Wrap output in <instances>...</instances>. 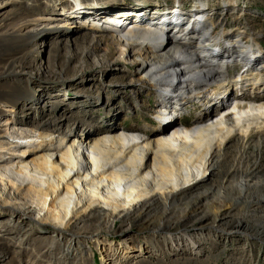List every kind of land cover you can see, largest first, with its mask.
Masks as SVG:
<instances>
[{"label": "rangeland", "instance_id": "374dc122", "mask_svg": "<svg viewBox=\"0 0 264 264\" xmlns=\"http://www.w3.org/2000/svg\"><path fill=\"white\" fill-rule=\"evenodd\" d=\"M75 1L0 0V136L4 135V138L0 137V203L3 204V201H6V203L22 210L34 211L30 214L41 211L40 216L43 217H52L54 211L49 209V206H43L41 200L31 193V186L44 188L47 184L45 176L32 171L31 167L25 168L23 171L17 170L21 160L29 161L30 152L35 150L40 139L39 133L43 131V129L34 128L33 125H39L40 122L47 119V116H56L61 119V123L64 125L62 135L66 140L71 135L67 124L73 126L72 128L78 127V131L83 133L84 131L86 133L95 131L97 128L103 129L110 124L135 126L139 131H142L143 128H149L150 124H155L150 116L165 99L162 96L165 88H156L150 91L144 86L131 83V79L138 76L136 65L132 61H118L119 56L116 52L110 54L107 50L102 49L103 47L96 48L92 54L88 53L92 47L87 46L85 38H81L80 35L94 34L91 31H86L88 29L86 24H92L88 19L90 15L108 14L122 22L127 15L135 14L134 9L150 8L159 11L167 23L165 24L171 30H173L171 26H180L184 29L187 28V31L189 27L180 16L187 17L189 15V19L197 21V15H206L209 21L212 20V23L216 24L217 35L232 34L231 39H221L222 47L229 46L233 49L237 43L241 47H245L244 54L257 50V54L264 55V0ZM45 6H49V8H45ZM52 6L55 7V10H51L55 18L54 22L65 20L67 17V22H71V25L55 27L47 24L49 22L43 21L41 24H28L29 29L35 33L31 34L27 31L21 12L27 11L28 14H31L35 12L34 10L39 9V12L46 13ZM204 9L208 12H202ZM229 12H232L230 16ZM85 16L86 20L83 19ZM175 17H179V20L172 21ZM238 20L243 26H248L251 32L257 33L259 45L256 43L251 46L233 40ZM7 24L10 25L5 34H1L3 27ZM109 31L120 33L110 29ZM192 34H194L193 31ZM209 36L207 35V37ZM55 38L59 39L53 44L51 40ZM200 39H202L201 36H198L197 40ZM65 40H68L67 43H64ZM31 43L34 44L33 47H31ZM11 45L13 46L11 47ZM247 48L250 51H247ZM32 49L35 52L30 51L31 54L26 55ZM201 54L205 55L204 52ZM63 55L71 58L72 56H82L84 64L90 65L91 69H85L79 75H75L72 71L66 72L60 62ZM243 55L235 57L243 62L240 69L236 66L228 69L227 74L225 72L232 85L237 70L242 69V73H245L249 68L244 66L246 63L245 59L243 61ZM20 60L21 63L26 61L23 65L27 68L20 75L9 74L13 63ZM102 60H106L111 69L104 70L102 68L104 61L102 62ZM207 62L210 60L208 59ZM260 62H264V58H261ZM257 64H259L258 67L262 65L259 62ZM217 65L219 66V64ZM241 74L239 72L238 76ZM171 81L177 85L181 84V80L176 77ZM23 82L27 83L23 90L24 93L33 91L36 86L42 83H50L55 87L51 92H36L37 94L23 99L18 95L19 92H22L20 88ZM72 82H76V84H72ZM232 85L231 92L223 95V100L216 102L215 106L209 109L212 116L208 117V122L226 116L232 120H240V122L233 131V137L225 139L220 150L212 152L216 147L215 143L212 144V150L206 155L207 162L204 165L207 176L199 180L197 190L176 202L174 200H159L151 209H139L131 215L130 219L121 218L120 220L116 217L111 220H103L96 219L94 216V218L83 222L85 224L77 227L76 218L69 213L67 221L71 223L73 230L79 229L83 233L91 232L93 234L97 231L103 234L102 236L95 234L89 237L82 235L77 239L69 236L66 232H50L51 236L48 239L36 242V235L29 229V222H23L21 218L23 216L19 212L16 214L0 212V264H264V241L239 239L237 240L239 243L234 247L238 252L228 250L222 245L218 247L219 250H216L218 243L227 245L234 238L221 237L219 233L210 229L216 224L222 225V227L227 226L231 216L234 218L243 216L250 221L264 220V206L256 209L258 204L255 202L258 197L257 191H259L255 187L264 182V136L260 135L255 128L249 129V132L252 133L250 138H245L242 133L244 122L253 118L251 116L264 115V99L258 100V97L247 96V93L252 95L248 86L244 89L239 85ZM238 87L239 89H236ZM15 88L18 91L10 96L11 91ZM85 92L98 96L96 99L84 98ZM81 94L83 95L80 96ZM3 95L8 96L10 100L4 101ZM195 95V91L179 95L180 100L189 99L188 105L184 103L183 109L178 111L179 116L173 117L172 122L176 121L180 127L185 128L186 124H191L194 121L197 114L191 111L189 104L203 103L201 98H196ZM50 97L52 99L49 100ZM172 97L170 100L173 99ZM77 98L85 99L86 102L80 103ZM89 99L90 101H88ZM91 101L95 103L88 106ZM19 102L20 106L17 107V112L10 115L8 110L11 109L12 104ZM220 106H222L221 109H219ZM215 109H219L217 113L214 112ZM70 112L79 113L77 124H73L75 120L64 118L69 116ZM13 117L20 120L21 123L14 121L7 123V120L13 119ZM17 130L24 131V135L20 136ZM60 134V132L55 133V146L59 144L57 140ZM145 135L149 137V131L143 134L144 137ZM9 142L12 143V146L8 144ZM151 163L152 166L146 175L155 182L164 184V179L159 177V172L155 167L157 166L156 159L153 158ZM5 168L9 170L3 171ZM245 169L250 171L248 176ZM193 171L198 173V168H194ZM246 178L250 188L244 186L240 188L239 193L229 192L228 189L231 185L239 184L240 186L241 181ZM259 193L264 195V190ZM74 205L72 204L71 208ZM76 208L74 207V210ZM129 222L133 223V227L124 235V232L122 233L120 230ZM197 225L205 226L201 231V236L204 239L199 242L200 245L197 249L187 251L183 244L187 242L188 238L175 236L174 229ZM195 236L192 238L197 240ZM94 237H97V240ZM253 243L255 247L252 245ZM57 244L63 248L56 250L53 246ZM108 249L112 250L109 252ZM242 250L247 251H245L246 256H239ZM232 252L238 255L237 259L233 258ZM105 255L108 256L106 260L104 259ZM197 259L201 260L197 262Z\"/></svg>", "mask_w": 264, "mask_h": 264}, {"label": "bare ground", "instance_id": "6f19581e", "mask_svg": "<svg viewBox=\"0 0 264 264\" xmlns=\"http://www.w3.org/2000/svg\"><path fill=\"white\" fill-rule=\"evenodd\" d=\"M45 8H49V6H45ZM52 9L55 10V7L52 6L46 13L44 11L39 12V9L34 10L35 12L31 14H28L26 10H24L26 12H21L27 31L31 34L35 33L32 29H29L30 26L28 24H41L43 21H47L49 22L47 24L55 27H61L62 25L69 27L71 25V22H67V17L65 20L61 19L54 22L55 18L53 17ZM134 10L136 11L135 14H129L122 20L123 23L124 21H128V24L131 26L132 32H127L129 35H126V33L122 34L121 32L113 33L109 31V28L107 30L103 26H99L102 21L107 23L109 20H116L115 17L108 14L90 15L88 19H90L92 24L88 25L87 23L88 29H84L94 34L86 33L80 35L82 36L81 38H85L87 46L92 47L89 51L87 50L88 53L92 54V51L96 48L102 47V49L107 50L110 54L116 52L117 56H119L118 61H132L136 65L138 76L135 79H131L132 84H139L150 91L151 89L165 88V92L163 91L164 93L162 94L165 99L161 102L162 105L156 109V111L162 110L161 112H163L158 115L159 118L166 116L165 114L168 111L165 107L179 111L181 108L183 109L184 103L188 105L189 99L180 100L179 98L183 91L189 93L195 91L196 95L194 97L201 98V102L203 103L199 105L189 104L191 105V111L196 112L197 115L191 124L188 123L184 126L185 128L180 127L176 121L167 126H158L156 121L153 120L155 124H150L149 128H143L142 131H139L135 126L108 124L109 126L103 129L97 128L95 131L92 130L89 133L84 131L83 133L78 131V127L72 128L73 126L67 124L71 135L66 140L62 135L64 125L61 123V119L56 116H47V119L40 122L39 125H33L34 128L43 129V131L39 133L40 139L35 150L30 152L29 161L21 160L17 166V170L23 171V169L31 167L32 171L45 176L46 186L44 188L31 186V193H34L41 200L43 206H49V209H53L54 212L52 213V217H43L40 216L41 211L30 214L34 211L22 210L12 206L10 203H6V201H3V204L0 203V212L10 214L19 212L23 216H20L22 221L29 222V229L36 235V242L48 239L51 236L50 232H66L75 239L82 235L85 237L87 235L88 237L94 236L95 234L99 236L103 235L97 231L93 234L91 232L83 233L79 229L73 230L71 223L67 221L69 213L73 214V217L76 218L78 222L77 227H79L85 224L83 222L94 218V216L96 219L103 220H111L116 217L120 218V220L121 218L130 219L131 215L139 211V209H151L159 200H174L176 202L179 199L187 197L199 188V180L207 176L204 165L207 162L206 155L212 150V144L215 143L216 145L212 152L220 150L223 141L227 138L231 139L233 131L239 125L240 120H232L228 116L222 119L219 117L217 120L209 122L208 119L212 116L209 113V109L214 107L216 102L223 100L222 96L227 95L232 90L230 78L217 65L221 61V54L233 53L229 55L230 58L231 56H242L246 52L245 47H241L237 43L233 49L229 46L222 47V43H220L222 42L221 39H231V33L217 35L214 30V34L207 37V32H203V30L201 31L202 33L200 32L203 22H200V20L192 21L193 19L188 18V14L187 17L184 15L180 17L190 27L191 33L192 31L193 33L200 32L198 36H201L202 39L199 41L192 40L195 36L189 34L190 31H187V28L185 30L189 33L179 38L174 34H168L164 39L159 36L156 37V34L153 33L154 31H152L153 28H146L145 31L150 32L144 31L141 33L142 28L138 25L139 23H150L153 25L160 23L166 27L167 23L157 10L143 7ZM204 10L202 12H208L206 9ZM232 12H229L228 15L230 16ZM72 17L75 18L73 15ZM83 19L86 20V16ZM117 20L119 19L117 18ZM178 20L179 17H175L172 21ZM9 25L7 24L3 27L1 34H5ZM214 25L216 28V24L212 23V26ZM237 25L233 40L235 39L238 43L243 42L251 46H253L252 44L256 45V43L259 45L257 33L251 32V29L246 25L243 26L242 23H239V20ZM203 27H206V25ZM105 30L107 31L104 32ZM169 31L173 32V30ZM58 39L55 38L51 41L54 44ZM67 41L65 40L64 43H67ZM33 46L34 44L31 43V47ZM259 49L261 50L260 47ZM30 51L35 52L32 49L26 55L31 54ZM247 51L250 50L247 48ZM256 51L243 55V61L245 59L246 63L244 66H248L249 68H246L247 71L245 73H242L233 80L232 86L239 85L244 89L248 86L247 88H250L252 95L251 93H247L246 95L258 97L257 99L259 100L264 99V62H260L261 58H264V55L257 54L258 52ZM202 52L205 55L201 54ZM249 58H254L255 60H250ZM82 59H84L82 56H72L71 58L63 55L61 61H59L66 72L72 71L75 75H79L83 70L91 69V66L84 64L85 61ZM85 59L87 58L85 57ZM208 59L210 62H207ZM215 59L217 60L216 63ZM102 62L104 70L111 69L108 67L109 63L106 60H102ZM258 62L262 64L261 67H258ZM23 63H21V60L13 63L12 70L8 73L20 75L27 68ZM103 64L105 65L103 66ZM175 77L181 80L180 85L172 83L171 79ZM72 84H76V82H72ZM26 86L27 83L23 82L20 88L22 92L18 93L23 99L37 94L36 92H51L54 90L53 87H55L50 83H42L36 86L33 91L24 93L23 90H25ZM78 87L80 88L81 86ZM236 89H239V87ZM17 91L18 89L16 90V88L12 90L10 96H13ZM86 93H84V98L96 99V96H98ZM174 95L177 97L175 96L174 98ZM170 96H173V99L170 100ZM2 97L5 98L4 101L6 102L10 100L6 95ZM77 100L80 103L86 102L82 98H77ZM254 100L256 101V99ZM93 103L95 102H89L88 106ZM18 106H20V102L12 104L11 109L8 110L9 114L14 115L17 112ZM221 108L222 106L219 107V109ZM218 110L214 112L217 113ZM251 117L253 118H249L244 122L245 125L242 128L245 138H250V134H252L249 132L250 128H255L260 135L264 136V115ZM64 118L75 120L73 124H77L79 122V113L70 112L69 116L67 115ZM13 121L21 123L20 120L14 117L13 119L9 118L7 123H12ZM85 128L87 129V125ZM146 131H149V137L148 135L143 136V134H146ZM57 132L61 133V137L59 136L57 140L59 144L55 146V133ZM17 133L20 136L24 135V131L21 130H17ZM0 137L4 138V135ZM8 144L12 146V143L9 142ZM153 158L156 159L157 166L155 167L159 172V177L164 179V184H159V182H155L146 175L152 166L151 161ZM194 168H198V173L193 171ZM8 170V168L3 169L5 172ZM245 171L248 176L250 171L247 169ZM241 182L240 186L239 184L231 185L228 189L229 192L239 193L241 187H251L247 178ZM255 188L259 191L264 190V182L257 184ZM102 189L104 190L103 192ZM259 191H257L258 197L257 201H255L258 204L256 209L264 206V195H261ZM72 204L75 205L71 208ZM74 207L77 208L74 210ZM132 227L133 223L129 222L120 231L124 232L123 234L125 235ZM204 227L199 225L177 227L174 229L173 234L177 237L188 238L187 242L183 245L186 246L184 248L187 251H190L191 249H197L200 245L199 242L204 239L201 236V231ZM210 229H213V232L219 233L221 237L234 238L227 245L218 243L216 250H219L218 247L222 245L223 247H227L228 250L238 252L234 247L239 243L237 241L239 239L248 238L254 241H264V220L250 221L243 216L238 218L231 216L227 222V226L224 225L222 227V225L216 224ZM193 236L197 240H194ZM96 238L94 237V239ZM53 247L56 250L63 248L58 244ZM108 250L110 252L112 249ZM245 251L242 250L239 256H246L247 251ZM232 253L234 254L233 258L237 259L238 255H235V252ZM106 255L104 256L105 260L108 259ZM197 260L199 262L201 259Z\"/></svg>", "mask_w": 264, "mask_h": 264}]
</instances>
